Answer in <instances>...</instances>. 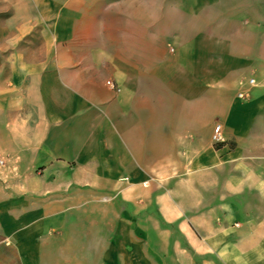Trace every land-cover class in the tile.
<instances>
[{"label": "crops", "instance_id": "0c3cea01", "mask_svg": "<svg viewBox=\"0 0 264 264\" xmlns=\"http://www.w3.org/2000/svg\"><path fill=\"white\" fill-rule=\"evenodd\" d=\"M14 6L51 49L0 100V264H264V0ZM125 205L157 228L110 231Z\"/></svg>", "mask_w": 264, "mask_h": 264}, {"label": "rangeland", "instance_id": "374dc122", "mask_svg": "<svg viewBox=\"0 0 264 264\" xmlns=\"http://www.w3.org/2000/svg\"><path fill=\"white\" fill-rule=\"evenodd\" d=\"M18 17L20 15L15 13V6H14V0H0V100H2V104H4V96H5V90L6 87L11 86L10 82H14L15 78L12 77V74L14 73L13 65L17 64L15 61L17 56L24 55L25 57H33L36 55H42L48 53L50 51L51 46L50 42L51 39L48 37L47 32L43 30H37L34 29L32 31H29L28 33L22 35L21 30L10 28L11 22H13L12 26L16 25V19L18 20ZM127 41V40H126ZM172 44H165L164 46L160 45H153L151 47L150 52L155 53H164L166 55V59L168 62V66L170 65H179V61H175L174 59L175 55L179 54V51H175L177 49V40L172 39ZM114 48V49H113ZM149 47H142V52H148ZM115 50L116 47H110V52L112 50ZM122 49L125 54L132 53L133 47L132 46H124V47H118V50ZM174 55V56H173ZM170 57V58H168ZM174 61V62H173ZM171 63V64H170ZM174 67V66H173ZM172 68V67H171ZM175 68V67H174ZM173 69V68H172ZM113 81V79H110ZM107 84V82H106ZM108 85V84H107ZM16 90H13L14 94L13 96L20 98V93H15ZM17 92V91H16ZM0 121H4L6 117V113L4 111L3 106H0ZM4 126H0V134L3 133ZM0 148V165L3 164V158L1 155ZM149 180H147L144 185L147 184ZM119 210V219L121 210L123 209L125 212V232L126 235L131 233V228L133 222L132 214L135 212L141 213L140 220L138 222L141 232L143 231H149L152 229L157 228L158 223L150 220V215L152 214V211L149 210L148 207L143 208L141 206L140 212H137V209H139L136 206H114L110 207V218L108 227L110 231L117 230L120 228V221L117 222L116 216L113 214L115 213V210ZM129 225V226H128ZM126 248L130 246V243H128V238L126 237ZM143 240H146L143 239ZM147 242V240H146ZM129 252V251H128ZM126 258H132V254L126 252Z\"/></svg>", "mask_w": 264, "mask_h": 264}, {"label": "built area", "instance_id": "2783aa9c", "mask_svg": "<svg viewBox=\"0 0 264 264\" xmlns=\"http://www.w3.org/2000/svg\"><path fill=\"white\" fill-rule=\"evenodd\" d=\"M250 83L253 82V79H250L249 80ZM107 84L114 88L115 90L119 91L120 88L114 83V81L112 80H107ZM239 96L241 98H244L245 97V94L243 93H240ZM211 139H212V142L214 145H218V144H221L223 142H225V136H224V132H223V126L221 123H217L214 128H213V131H212V136H211Z\"/></svg>", "mask_w": 264, "mask_h": 264}]
</instances>
